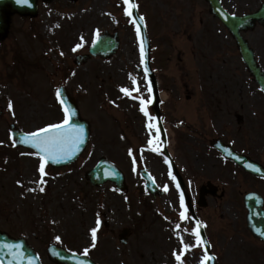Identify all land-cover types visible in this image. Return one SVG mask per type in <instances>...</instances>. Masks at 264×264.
<instances>
[{"label": "rangeland", "instance_id": "374dc122", "mask_svg": "<svg viewBox=\"0 0 264 264\" xmlns=\"http://www.w3.org/2000/svg\"><path fill=\"white\" fill-rule=\"evenodd\" d=\"M60 1L65 0H57L43 5L37 21L41 22L40 26H42L43 22L48 19V33H57L56 38H64L65 46L62 53L63 56H67V59H72L76 53L72 50L74 42H78V54L84 53L82 52L84 51L83 46L86 47L93 40V31L96 35L105 29L121 31V50L109 63L96 59L89 62L88 65L78 67V84L83 86L84 91L87 90L88 85L91 90L93 89L95 97L102 101L101 87L103 85L108 84V92L114 95L112 86L118 91L123 88V85L129 89L132 88L131 82L134 79L136 80L135 85H139L145 91L143 84L139 81L140 56L134 36V27L132 28L129 24V20L126 23L122 22V19L127 17L125 12L127 7L124 0H115L122 17L117 19L114 13L119 14V11L114 8L113 0H78L77 3L68 1V6H64L63 2L56 4ZM138 1L141 12L148 17L151 24L150 36L156 40V45L164 46V50H170L169 53H166L168 55L164 58V65H160L159 72L160 81L166 80V75H171V79H173L169 82L172 89L169 88L170 92L165 94L169 99L166 105L169 109L171 99L175 98L179 102L182 100L181 102L184 103L188 93L193 95L192 93L195 92L193 87H190L189 91L184 88L190 80V75L181 69L182 65L186 64V54L192 55L193 50L190 42L194 43L193 54L196 60V56H199L200 53L204 52L209 55V49L212 47H217L225 58L223 47L227 43L226 37L224 32L221 33L220 28H218V33L213 27L216 30L215 35L209 30L210 28L206 23L201 27L204 31L203 52L197 44L200 36L197 40L192 37L189 38V36L199 35L200 25L206 21L204 16L198 15L199 9H202V13L205 14L203 5H197L199 4L198 0ZM226 1L228 3L230 1L236 2V0ZM187 4L194 7H186ZM236 5L240 6V2H236ZM181 6H185L186 10L189 8V11H193L191 15L194 18L198 17L195 22L197 25L195 27L191 25L189 32L186 31L188 35L184 33V28L187 23H192L188 15L187 23H184L186 16L182 15ZM70 12L75 13L74 17L71 16ZM161 15L165 17L164 22L166 24L160 27L156 25L155 17ZM209 18L211 20L210 16ZM71 19H73L72 22H70ZM122 23H125L128 28H124ZM211 24L212 20L210 21ZM30 32L24 26L20 33H15L17 41L10 38L12 44L17 43L19 45L15 49L21 48L22 55L28 50L25 40L30 38ZM259 33L256 31L252 35L253 45L264 63V42L257 41L255 44ZM34 34L37 37L40 36L37 30ZM46 36L49 35L46 34ZM11 50L0 51V67L2 66L0 69V112L3 113L0 116V229L26 235L35 245L37 251L44 256L45 264H49L47 246L45 245L55 238H59L58 240L64 245L68 244L69 250L82 254L88 250L87 255L97 264H122V260L125 262L124 264H175V262L172 263V258L169 259L173 253L181 255L183 264H202L201 244H197V238L193 235L196 228L193 222L189 220L191 217L189 213L187 212L188 222L184 221V223L177 224L180 226L179 231L176 230V225L170 230V226L164 222L165 215L180 217V212L183 210L180 207L181 193L172 177H169L165 170L163 171L161 181L165 183L166 177L170 180V182L167 180L169 183L166 185L169 192L163 198L154 199L139 192L140 187L143 186V181L139 175L142 164L151 172L154 170L155 175H160L161 172L155 167L156 159L160 158L155 156L157 151H152L153 145L149 144L150 140L155 141V136L147 134L145 127L148 121L144 114L139 116L144 126L141 128V120H138L136 115L137 120L132 118L130 113H127L124 107L118 104L115 114L123 118L125 122L126 120L131 122L127 123V126L131 129V124L134 130L132 135H126L125 141L124 137L119 134V132L122 133L120 124L116 123L120 122L121 119L112 117L113 109L108 105L106 108L108 113L101 111L100 108L96 109L98 113H92L89 107L90 98L83 96L85 93L80 92L78 98L82 105V115L92 123V140L84 155L74 166L57 171L45 167L46 174L41 177L39 172L41 161L31 152L18 150L19 153H17L16 149L14 150L10 140L6 139L8 126L12 121L10 111V115H6L8 107L6 95H10L6 69L11 57L8 53ZM136 51L138 67L135 63ZM28 52L30 51L28 50ZM165 59L167 60L166 63ZM236 64H238L239 69L237 71L229 70L234 77L229 75L227 81L231 82L232 80L231 84L235 85L238 90L227 100H246L250 105L242 111L244 114L243 122L233 119L221 123L220 125L229 131L227 133L221 132V134H224L228 139L236 140L238 148L247 147L252 155L264 160V125L259 124L256 131L252 125V121L255 119L252 116L253 113L256 112V118H258L261 114V108L253 104L257 99L252 95L254 92L250 94L249 90H254V87L247 72L240 65L238 59ZM191 77L199 93L201 86L203 88L202 81L198 79L195 81L192 74ZM144 85L146 87L145 82ZM76 89L79 90L78 87ZM76 89L74 88V90ZM242 89L243 91H241ZM49 92L50 87L45 91L46 97ZM241 95L243 97H240ZM134 99L140 103L138 98ZM96 104L99 105L95 102L94 106ZM228 105H231V101L228 102ZM238 105L239 107H234V110L241 111L243 106L245 107L242 102H239ZM234 110L232 109L231 113L235 115ZM185 115L182 114L181 118H184ZM21 122H24L21 123L23 126L27 125L31 129L30 123L39 122V120L29 118L28 122L25 123V120ZM249 126H251L250 129ZM214 135L212 137H215ZM209 137L180 138L185 141V145L182 147L183 142L180 141L179 147H182L181 149L176 144L173 147L176 158L175 165L185 181L189 183L190 188L188 190L194 192L197 190L196 186L194 189L191 187L192 183L196 184L197 182L200 186L206 181H211L224 191L226 198L218 201L210 200V208L205 211L211 226L210 234L213 235L217 243L216 252L219 254V264H247L249 262L248 253L240 248L241 240L245 239L244 227L241 225L244 212H240L242 208L238 204L239 201L236 196L252 190L253 186L250 185L252 184L251 181L241 177V175L240 179L237 180L239 175L235 176L230 170H225L223 165L213 157L207 140H204ZM102 156L113 160L124 171L127 177L128 194H122L110 184L101 188L93 187L86 180L85 174L96 165ZM41 179L43 183L40 182ZM173 181L174 184H172ZM41 188L43 191L40 190ZM192 193L190 194L192 195ZM98 219L99 225L97 224ZM35 220L37 223L34 222ZM169 223L171 224L170 221ZM105 225L108 226L105 227ZM229 225L234 233L232 237L228 236ZM93 228L98 229L95 247L92 246L91 237ZM124 229L132 231L129 246L125 248L119 242V236ZM169 231L173 238L168 237ZM44 232H47L46 238ZM179 237H183V243ZM180 244L183 245V248L184 244L190 247L185 250ZM173 247L174 250L172 251Z\"/></svg>", "mask_w": 264, "mask_h": 264}, {"label": "flooded vegetation", "instance_id": "af4514ba", "mask_svg": "<svg viewBox=\"0 0 264 264\" xmlns=\"http://www.w3.org/2000/svg\"><path fill=\"white\" fill-rule=\"evenodd\" d=\"M263 0H251V4L248 6L246 10L242 11H236V14H247V13H254L256 12ZM246 0H243V5L246 4ZM228 5V4H227ZM8 23H9V33L11 34L13 32V29H15L18 18L24 19V23L27 21H30V19L25 18L23 16H20L18 14H8ZM20 20V19H19ZM218 21V20H217ZM218 24L220 25L221 22L218 21ZM257 27L262 28V26L258 25ZM228 33V32H227ZM247 35V33L244 34ZM10 35L8 36V38ZM246 38V37H245ZM15 46H12L9 44L8 49H12V56L10 57V63H9V72H8V85L10 88V97L13 102L18 104V113L15 114V117L18 119H22V116L25 118H38L39 120L43 118H58L60 113L58 109V102L56 101V96L53 98V93L55 90L52 89V92L50 91L46 97L45 93V83H46V73L49 75L50 81L52 83L59 82V85H62L63 81V67H62V61L59 60L56 56L47 58V57H37L35 56V53H30L28 50L24 53V58L20 56H16L17 50L15 49ZM219 63V61H211L206 60L205 63L209 66L211 63ZM66 76H68L66 83H72L74 80H72L71 72L72 68L66 66ZM62 87V86H61ZM229 90V86L226 84L225 89H221L219 87L218 89H213L211 91L212 97L208 100H199L200 107L204 110L206 114H204V118H211L215 122L219 121L221 119H228L230 116L231 111L226 110L227 115L224 117H221V115L224 114L225 110L224 107L227 106V101H222L220 97H222V94L224 92H227ZM210 93V96H211ZM69 94L72 97H77L76 92L71 91L69 89ZM90 97H93V94H90ZM189 103H193L190 99L188 100ZM52 102V104H51ZM50 103V104H47ZM264 105V102L261 103ZM46 107H49V109H46ZM26 108V112L22 114V111ZM194 108H197L196 110ZM199 106H191V105H185L183 106V113L188 114V117L190 119V124L192 125H199L198 121H196L192 116V110L196 113H198ZM174 111L172 112V116H163V122L164 123H170V129H173V123H174ZM190 128V127H188ZM248 149L243 148L240 150V152L244 154H248V156L253 157L252 153L247 152ZM156 168L159 170V172L162 169V166L158 165ZM219 199H224V196H221ZM243 200V197H242ZM244 210V207H243ZM263 210H264V196H263ZM201 215V220L203 222V225L205 227V230L207 232V237L210 239V241H213L212 236L209 235V231L206 228V225L210 226V222L207 219V215L205 214L204 210H199ZM257 245H260L262 248H264V243H261L260 241H255ZM249 248L247 246H243V249ZM249 262L252 264H259L262 262L264 264V252L263 251H256V249H251L248 253Z\"/></svg>", "mask_w": 264, "mask_h": 264}, {"label": "snow or ice", "instance_id": "6c2138e0", "mask_svg": "<svg viewBox=\"0 0 264 264\" xmlns=\"http://www.w3.org/2000/svg\"><path fill=\"white\" fill-rule=\"evenodd\" d=\"M15 2L19 5H27L29 3V0H15ZM124 3L128 6L125 10L126 15L129 17H132L133 12L132 9L137 8L138 6L132 3V0H124ZM139 20H143L144 17H139ZM135 23V20L133 21ZM136 32L137 35L140 36V25L136 24ZM99 35V33H97ZM79 47V45L77 46ZM141 59L143 62L144 58V45H143V39L141 38ZM148 69L147 66L145 67V75H147ZM122 92H124L126 95L131 96V91L128 88H122ZM136 91H139V88H136ZM149 93H151V81H149V87H148ZM57 97H60L59 90L57 91ZM140 101V110L143 112V114L148 117L149 123L147 124L148 129L151 131L154 127L153 123L151 122L154 118L149 115L148 112V104L151 103V100L144 99L143 96L138 97ZM60 103L64 105V113L65 118L62 121V123L58 124H50L46 127L40 128L35 132L29 133L23 140V143L31 145L33 148L37 150V155H39L41 164L39 167V172L41 174V177H43L45 173V164H47L49 161L53 163L60 162L64 159H71V157L75 154V152L79 149L80 145L83 143V137H84V129L82 127L76 126L73 123H71V110L67 106L66 101L63 99H60ZM12 107L11 102H9V108ZM158 131V129H157ZM159 141V136H156V140H150L149 144L153 145L152 151H159V149L155 146L156 142ZM172 179L175 180V176H172ZM43 183V180L40 181ZM177 188H179V184H177ZM43 191V188L40 189ZM165 191H167V188H165ZM180 207L183 209L180 212V218L182 220L187 219V207L184 202V194L181 193L180 195ZM100 221L97 220V224L99 225ZM200 225L197 224V228L193 231V235L197 238V244L205 243L202 240L200 231H199ZM97 230L96 228H93L91 231V237L93 244L92 246L95 247V241L97 240ZM176 230H180V226L176 225ZM185 231H187L185 229ZM59 239V238H57ZM181 240V243H183V237H179ZM6 247L11 250L13 247L12 245H7ZM190 246L187 244H184V249L187 250ZM85 255L88 254V250H85ZM14 259L20 258V253H13ZM211 259H214V257H211L207 254L204 256V261H202V264L204 262L209 261ZM177 264H183V259L181 255H176Z\"/></svg>", "mask_w": 264, "mask_h": 264}, {"label": "water", "instance_id": "95a60500", "mask_svg": "<svg viewBox=\"0 0 264 264\" xmlns=\"http://www.w3.org/2000/svg\"><path fill=\"white\" fill-rule=\"evenodd\" d=\"M210 1L213 4L212 5L213 10L216 12L217 10L214 4L215 3L214 0H210ZM2 2L8 3L7 1L4 0L1 1L0 4ZM258 18L261 21H263L262 12L261 14L258 15ZM227 25L231 30H240V25L242 27L244 25V22L243 19H232L227 23ZM238 42L244 60L247 62L252 72L256 75L257 79L262 82V80L259 78L257 74V71L255 70V68L251 63L253 57L252 52L248 50V47L245 45V43L241 41ZM109 43H110L109 40L103 37L101 44L95 47L92 52L94 54H100L102 52L108 54L110 51L115 49V45L109 46ZM262 84L264 85L263 82ZM69 108L71 110V123H73L76 126L82 127L84 129L83 143L80 145L79 149L75 152V154L71 157V159H64L57 163H53L49 161L48 164L52 166H63L74 162L83 152L85 148V144L88 140V133H89L88 124L80 119L75 109L72 110L71 107ZM13 136L16 139L18 145L31 148L37 152V150L33 148L31 145L23 143V140L27 135L14 133ZM87 178L92 182L93 185H102L107 181H112L115 182L120 189H124L125 187L124 176L121 173H119V171L115 169L112 165L108 164L105 160L101 161L96 168H94L91 172H89ZM250 212H253V209H251V207H250ZM7 245H12L17 247H13L11 250H9V248L6 247ZM49 252L50 255L53 256L54 260L59 264H94L90 259L86 257L69 254L66 251H62L56 247L49 249ZM13 253H20V258L14 259ZM22 255L25 256L24 259L22 258ZM33 257H35L34 253L29 247L25 246V248H20V246L15 242H13L8 236H4L0 234V262L2 264H25L28 259H30V264H35L36 260Z\"/></svg>", "mask_w": 264, "mask_h": 264}]
</instances>
